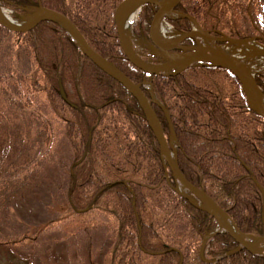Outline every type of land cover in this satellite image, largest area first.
Masks as SVG:
<instances>
[{
  "label": "trees",
  "instance_id": "obj_1",
  "mask_svg": "<svg viewBox=\"0 0 264 264\" xmlns=\"http://www.w3.org/2000/svg\"><path fill=\"white\" fill-rule=\"evenodd\" d=\"M122 1L0 0V6L25 14L41 5L66 16L97 55L140 86L165 139L173 132L183 177L242 233L264 237V117L249 105L240 80L228 69L196 62L161 75L130 64L114 18ZM178 10L214 36L264 41V0H182ZM170 22L190 29L187 18ZM0 29L10 35L8 43L0 42L1 55L5 48L10 53L3 78L18 77L12 94L23 91V83L25 91L42 93L63 124L71 151L56 220L76 218L82 227L107 224L109 249L102 262L264 264V256L226 231L207 236L217 221L176 190L139 99L87 58L63 26L45 19L27 31L1 23ZM144 80L159 103L150 98ZM255 81L264 93V74H256ZM8 196L0 200L6 212ZM48 222L24 231L18 243L36 242Z\"/></svg>",
  "mask_w": 264,
  "mask_h": 264
},
{
  "label": "rangeland",
  "instance_id": "obj_2",
  "mask_svg": "<svg viewBox=\"0 0 264 264\" xmlns=\"http://www.w3.org/2000/svg\"><path fill=\"white\" fill-rule=\"evenodd\" d=\"M157 1L161 2V0ZM145 4L150 6L149 11L144 7ZM1 9L12 20L24 24L38 13V9H29L25 14L6 6ZM157 9L158 6L142 1L133 17L126 22L122 19L127 43L134 54L148 64H159L166 59L163 52L151 46L146 35L148 23ZM176 11L181 13L178 9ZM179 18L182 17L174 14L171 18L164 17L160 20L154 33L155 39L164 44L200 46L195 33L197 30L195 22L187 18L190 21V29L184 31L170 22ZM162 23L168 24L172 29L170 34L157 33ZM247 23L248 21L244 25ZM203 31L207 30L203 29ZM183 32L192 35L184 37ZM208 33V36L225 37L221 34L214 36L207 31ZM9 38L10 35L0 29V42L4 40L8 43ZM208 39L215 48L227 51L230 59L240 58L238 64L247 69L254 79L256 74H264V53L247 45L228 41L218 42L210 37ZM240 39H246L251 44L264 48V41H259L260 38L256 36ZM174 51L181 55L189 52L182 49ZM9 57L10 53L5 48L2 55L0 53V200L4 199V194L9 196L6 201L4 200L8 206L7 212L0 204V264H105L102 261L108 252L110 241L107 224L97 223L96 226L82 227L76 218L56 220L59 214L55 209L62 199L64 171L68 165V159L71 158V151L64 137L63 124L52 113L42 93L25 91L23 83V91L12 94L13 84H16L15 79L18 77L11 78L8 74L3 78L2 74ZM102 59L114 66L107 58L102 57ZM24 66L27 67V65ZM163 74L169 75L170 72L161 75ZM142 84L149 90L152 101L159 103L152 91L151 83L144 80ZM251 104L254 106L252 102ZM165 142L175 160L176 141L173 132L170 133L169 140ZM162 157L166 162L165 157ZM174 179L176 190L189 195L195 203L201 204L200 200L184 188L178 179L175 177ZM49 220L51 223L48 222L47 228L43 230L36 242L18 243L21 241L18 240L21 234H25L24 231L32 232L36 224ZM248 240L252 239L248 238ZM255 251L256 254L264 256V252Z\"/></svg>",
  "mask_w": 264,
  "mask_h": 264
},
{
  "label": "water",
  "instance_id": "obj_3",
  "mask_svg": "<svg viewBox=\"0 0 264 264\" xmlns=\"http://www.w3.org/2000/svg\"><path fill=\"white\" fill-rule=\"evenodd\" d=\"M129 0L123 1L121 4H119L115 10V22H116V29L118 34V39L120 43L121 50L126 57V59L137 69L142 70L145 73L148 74H162L166 72H170V74H174L196 62H204L209 63L221 68H225L230 70L241 82L242 87L244 91L246 92L248 96V102L250 106L258 112L260 115L264 117V94L261 90V88L256 83L253 75L247 71L243 66L240 64L234 62L233 60L229 59L228 56H222L217 54H211L207 51H203L201 46L198 45H177V44H164L159 42L157 39H155V30L160 20H162L164 17H170L172 15H176L177 17H186L189 20H192L195 22L197 26V30L195 33L202 32L203 34H206L207 37L212 38L214 41L218 42H234L242 45L250 46L251 48L258 50L262 53H264V48L261 46H256L251 44L246 39H240V38H232V37H213L208 36L207 31H203V29L199 26L197 21L190 15L182 14L176 11L178 9L180 3L182 0H169L166 4H162L161 2L157 0H142L143 2L151 3L155 6H158V9L154 12L150 22L148 23L147 29H146V35L148 38V41L150 42L151 46L160 51L163 52L165 55V61L161 62L159 64H148L146 62L141 61L133 52L131 47L126 41V37L124 35L123 31V25H122V9L125 6L126 3H128ZM1 9V6H0ZM38 13L37 15L28 21L25 24H17V23H9L2 19L0 17V23L5 26L6 28L13 30V31H27L35 27L40 21L45 19H50L57 21L61 23L67 31L70 33V35L75 39L77 42L79 48L84 53V55L89 58L96 66H98L101 70H103L105 73H107L109 76L123 84L126 88H128L131 92H133L136 97L139 99L140 103L142 104L145 113L148 117V120L155 132V135L158 139L160 149H161V155L165 157L166 162L173 174V176L179 180V182L190 191V193H193L201 202V204L195 203L191 197L185 193H181L178 189V192H180L183 196L189 198V200L192 201L193 204L196 206L206 210L207 212L211 213L215 219L218 222V227L215 231L208 233L207 236L212 235L214 232L217 231H226L228 232L233 238L237 240V242L250 250L251 252L257 253L253 248V243L255 239H257L256 243H262L264 242V237H255L252 235L243 234L239 231V229L236 227L234 222L228 217L226 212L222 210L209 196H207L202 190L198 189L194 185H192L190 182H188L183 175L180 173L179 168L177 166L176 157L175 160L171 161L168 159L165 153V145L166 140L163 135V131L161 129L159 120L157 116L155 115L153 109L151 108L149 101L147 100L146 96L143 94L142 90L140 89V86L136 83H134L131 79H129L127 76H125L122 72H119L114 66H112L110 63L105 64V60L102 59L99 55H97L87 44L86 40L84 39L83 35L80 33V31L76 28V26L63 14L43 8L41 6H38ZM191 33H185L183 32L184 37L191 36ZM175 43V42H174ZM175 49H182V50H188L189 52L186 55H181L176 53ZM174 70V71H173ZM248 86L251 90L254 98H255V104L254 106L250 102L249 95L247 93L246 87ZM166 115L168 117L167 111ZM205 200L209 201L213 206V209H209L205 206ZM219 210L225 218H228L234 225L236 233L231 231L228 228L221 227L219 220L217 218V214L214 211L215 209ZM240 236L242 238H240ZM252 239L251 241L248 240ZM264 255V254H263Z\"/></svg>",
  "mask_w": 264,
  "mask_h": 264
},
{
  "label": "bare ground",
  "instance_id": "obj_4",
  "mask_svg": "<svg viewBox=\"0 0 264 264\" xmlns=\"http://www.w3.org/2000/svg\"><path fill=\"white\" fill-rule=\"evenodd\" d=\"M169 0H161V3L162 4H166ZM142 2V0H129L128 3L125 4V6L123 7L122 9V18L124 20V22H126L128 19H130L131 17H133L135 11L137 10L138 8V5ZM0 17L2 19H4L5 21L9 22V23H17V24H24L22 22H16L14 20H12L8 15L7 13L0 9ZM161 27L157 29V33L161 34V35H168L172 32V29L169 27L168 24L166 23H162V25H160ZM197 37H198V40H199V44L201 46V48L203 49V51H207L208 53H211V54H217V55H222V56H227V51H221L220 49L218 48H215L209 41L208 37L206 36V34H203L202 32H198L197 31ZM176 38V37H175ZM201 40H203V42H201ZM247 47V46H245ZM248 48V47H247ZM230 59V57H228ZM242 58V56H241ZM231 60H233L234 62H238V60H241L240 58H238L237 60H234L233 58H231ZM245 62V61H243ZM108 62H105V64L107 65ZM246 90H247V93L250 97V101L255 104V98L251 92V90L249 89V87L246 85ZM165 153H166V156L168 157L169 160L173 161V154L172 152L170 151L169 147L167 146V144L165 145ZM205 206L209 209H213V205L205 200ZM215 209V208H214ZM217 214V218L219 220V223L221 225V227H225V228H228L230 229L231 231H233L234 233H236L235 231V228H234V225L233 223L228 219V218H225L223 216V214L219 211V210H214ZM237 234V233H236ZM240 238H242L240 236ZM257 239H255L254 243H253V248L254 250H257L259 252H264V242L262 243H256Z\"/></svg>",
  "mask_w": 264,
  "mask_h": 264
}]
</instances>
